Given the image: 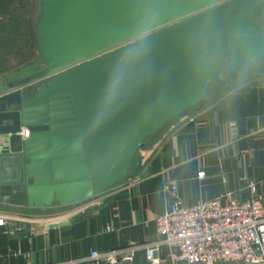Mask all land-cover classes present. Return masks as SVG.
I'll list each match as a JSON object with an SVG mask.
<instances>
[{
	"label": "water",
	"instance_id": "95a60500",
	"mask_svg": "<svg viewBox=\"0 0 264 264\" xmlns=\"http://www.w3.org/2000/svg\"><path fill=\"white\" fill-rule=\"evenodd\" d=\"M40 6L44 69L0 89V201L32 210L113 188L150 136L206 104L226 64L264 63V0Z\"/></svg>",
	"mask_w": 264,
	"mask_h": 264
},
{
	"label": "crops",
	"instance_id": "0c3cea01",
	"mask_svg": "<svg viewBox=\"0 0 264 264\" xmlns=\"http://www.w3.org/2000/svg\"><path fill=\"white\" fill-rule=\"evenodd\" d=\"M234 72L228 89L213 92L203 107L150 136L113 188L66 208L32 210L0 201V216L7 220L0 226V264H26L22 253L33 264H50L154 239L155 218L171 199L167 179L176 181L184 205L227 192L244 199L249 180L264 203V63ZM135 262L146 264L142 252Z\"/></svg>",
	"mask_w": 264,
	"mask_h": 264
},
{
	"label": "built area",
	"instance_id": "2783aa9c",
	"mask_svg": "<svg viewBox=\"0 0 264 264\" xmlns=\"http://www.w3.org/2000/svg\"><path fill=\"white\" fill-rule=\"evenodd\" d=\"M196 113V112H195ZM194 115L189 116L192 120ZM21 139L29 134L27 126L17 131ZM199 177L204 171H199ZM248 195L237 199L232 192L184 205L177 196V184L167 179L164 188L171 195L166 210L155 218L154 239L106 250H92L87 256L50 264H137L142 252L146 264H264V203L249 180ZM7 220L0 216V226ZM12 232V231H11ZM26 264L29 253H22Z\"/></svg>",
	"mask_w": 264,
	"mask_h": 264
},
{
	"label": "rangeland",
	"instance_id": "374dc122",
	"mask_svg": "<svg viewBox=\"0 0 264 264\" xmlns=\"http://www.w3.org/2000/svg\"><path fill=\"white\" fill-rule=\"evenodd\" d=\"M12 2L7 5L6 13L19 15L23 20L16 22L15 28H12L7 20L8 14L2 13L0 10V27H3L0 30V86H6L8 82L25 81L44 69V64L39 56L35 30L36 17L41 8L40 0H29L24 7L17 0H12ZM3 6L5 7V5ZM231 69L230 67L223 69L225 78L215 82L212 93L219 89L225 91L229 88L232 84ZM211 94L207 95V99Z\"/></svg>",
	"mask_w": 264,
	"mask_h": 264
},
{
	"label": "trees",
	"instance_id": "16d2710c",
	"mask_svg": "<svg viewBox=\"0 0 264 264\" xmlns=\"http://www.w3.org/2000/svg\"><path fill=\"white\" fill-rule=\"evenodd\" d=\"M17 2L22 6V7H24L25 5H26V3L27 2H29V0H17ZM13 2H12V0H0V10H1V12L2 13H6V11H7V5H9V4H12ZM3 5H5V7L3 6ZM6 14H8V18H7V20L9 21V24H10V27H12V28H15V23L16 22H20V21H22L23 19L21 18V16H19V15H14V13H6ZM10 15V16H9ZM1 28H3V27H0V30H1ZM232 67V66H231ZM233 68V67H232Z\"/></svg>",
	"mask_w": 264,
	"mask_h": 264
},
{
	"label": "flooded vegetation",
	"instance_id": "af4514ba",
	"mask_svg": "<svg viewBox=\"0 0 264 264\" xmlns=\"http://www.w3.org/2000/svg\"><path fill=\"white\" fill-rule=\"evenodd\" d=\"M229 67L232 68L229 64H226L224 68H229ZM234 70H235V69L232 68V69H231V73L234 72Z\"/></svg>",
	"mask_w": 264,
	"mask_h": 264
}]
</instances>
